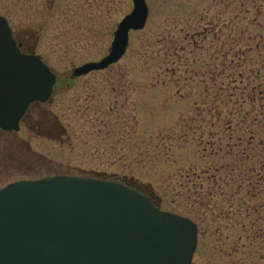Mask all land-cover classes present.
Listing matches in <instances>:
<instances>
[{"label": "rangeland", "instance_id": "rangeland-1", "mask_svg": "<svg viewBox=\"0 0 264 264\" xmlns=\"http://www.w3.org/2000/svg\"><path fill=\"white\" fill-rule=\"evenodd\" d=\"M146 4L124 56L71 79L107 54L132 0H0L14 37L56 76L28 124L0 129V189L119 180L197 224L190 264H264V0Z\"/></svg>", "mask_w": 264, "mask_h": 264}, {"label": "water", "instance_id": "water-1", "mask_svg": "<svg viewBox=\"0 0 264 264\" xmlns=\"http://www.w3.org/2000/svg\"><path fill=\"white\" fill-rule=\"evenodd\" d=\"M147 17L146 0H132L107 54L70 78L118 62ZM55 82L39 55L21 52L0 15V128L18 130L30 103L51 102ZM197 237L193 220L119 180L55 175L0 189V264H190Z\"/></svg>", "mask_w": 264, "mask_h": 264}, {"label": "flooded vegetation", "instance_id": "flooded-vegetation-1", "mask_svg": "<svg viewBox=\"0 0 264 264\" xmlns=\"http://www.w3.org/2000/svg\"><path fill=\"white\" fill-rule=\"evenodd\" d=\"M16 39V41H17V43L20 45V48H21V50H22V52L23 53H25V54H29V53H33L34 51H33V49H31V48H28V47H26V41L25 40H19V39H17V38H15ZM41 104H45V103H40V102H34V103H32L29 107H28V109L26 110V112H25V114H24V116H23V118L21 119V121H20V124H28L29 123V121L31 120V119H33L32 117L34 116L33 114H29V110H31V108L32 107H40V105ZM34 112H36L35 110H34ZM33 112V113H34ZM37 115V114H36ZM33 128V127H32ZM42 129H43V127H42V125H40V124H36L35 126H34V128H33V130H35V132L37 133V135H39V136H43L44 134H43V132H42ZM1 131H4V130H1ZM4 132H12V131H4Z\"/></svg>", "mask_w": 264, "mask_h": 264}]
</instances>
